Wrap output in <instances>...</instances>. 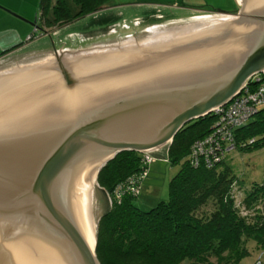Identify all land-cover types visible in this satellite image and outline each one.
I'll list each match as a JSON object with an SVG mask.
<instances>
[{"label": "water", "instance_id": "1", "mask_svg": "<svg viewBox=\"0 0 264 264\" xmlns=\"http://www.w3.org/2000/svg\"><path fill=\"white\" fill-rule=\"evenodd\" d=\"M227 14L0 61V264H99L101 168L167 147L264 71V0Z\"/></svg>", "mask_w": 264, "mask_h": 264}, {"label": "trees", "instance_id": "2", "mask_svg": "<svg viewBox=\"0 0 264 264\" xmlns=\"http://www.w3.org/2000/svg\"><path fill=\"white\" fill-rule=\"evenodd\" d=\"M112 7H116L113 0H40L34 29L41 33L27 35L24 44L39 39L45 41L41 47H48L49 29L57 30ZM22 44L12 45L0 56ZM215 123L208 114L174 135L165 147V158L170 164H179V169L169 181L167 200L147 211L132 201L154 160L145 164L144 154L126 151L101 168L96 183L111 205L96 226L94 253L99 264H237L248 255L249 240L257 250L264 249V182L243 190L236 205L232 187L237 177L225 164L233 151L264 145V108L228 128L233 148L221 153L213 149V154H206L207 166V161L192 153V146L207 137ZM222 144L224 150L227 143Z\"/></svg>", "mask_w": 264, "mask_h": 264}, {"label": "rangeland", "instance_id": "3", "mask_svg": "<svg viewBox=\"0 0 264 264\" xmlns=\"http://www.w3.org/2000/svg\"><path fill=\"white\" fill-rule=\"evenodd\" d=\"M175 1L177 4L194 6L206 12H196L191 16L176 17V15H183L185 13L179 12L177 9L165 8L163 4L166 2H168L166 4H169L172 2L171 0H113V4L116 7H112L109 11L84 17L51 32H48L50 31L49 29L47 31V33L51 34L49 45L52 44L54 49L76 48L103 39L131 35L154 25L212 15L233 16L227 13L233 12L237 8V5H234L235 0ZM52 2L53 0H51ZM68 6L73 12L72 4L69 3ZM0 8L3 9L1 6ZM215 11L223 13H216ZM108 23H110L109 27H107ZM35 24L30 26L28 35L34 34L33 36L35 37L37 36V32L41 33L40 30L34 29L38 23ZM122 24H125L129 29L121 26ZM101 28L103 30H100ZM56 32L57 36L53 35ZM33 42L26 44V46L24 45V48L12 53L10 56H5L0 61L27 52L48 49L47 46L41 47L45 41L42 42L39 39H35ZM24 43L25 38L23 39ZM256 138L259 140L258 136ZM160 149L159 151L150 153L151 156L153 155L154 162L150 166L151 170L148 173V177L142 182L141 188H139V195L132 201L134 206L143 211L149 210L159 201L167 200L169 181L177 173L180 166L179 164H170L165 158L164 152L166 148L162 147ZM225 162L230 173L237 177V182L232 187V193L235 196V203L237 205L245 194L243 190L246 191L251 184L264 182V145L259 144L252 147L251 150L233 151L225 158ZM94 189L97 199L95 217L98 220L111 204L106 193H103L99 189L96 182ZM246 246L249 253L237 264H255L256 261L259 264H264V249L257 250L252 240H249Z\"/></svg>", "mask_w": 264, "mask_h": 264}, {"label": "built area", "instance_id": "4", "mask_svg": "<svg viewBox=\"0 0 264 264\" xmlns=\"http://www.w3.org/2000/svg\"><path fill=\"white\" fill-rule=\"evenodd\" d=\"M261 108H264V71L252 76L236 96L209 113L215 118L216 123L207 137L194 143L192 153L207 161V166H209L206 154H213L218 150L219 153L231 151L233 148V140L228 128L245 122ZM222 142L227 143L224 150L221 149L225 145ZM213 149L215 150L213 151ZM143 157L145 164L154 160L149 154H144ZM143 176H145V172H143ZM255 264H259V262L256 261Z\"/></svg>", "mask_w": 264, "mask_h": 264}, {"label": "crops", "instance_id": "5", "mask_svg": "<svg viewBox=\"0 0 264 264\" xmlns=\"http://www.w3.org/2000/svg\"><path fill=\"white\" fill-rule=\"evenodd\" d=\"M171 1L172 2H170L169 4H166L168 2L163 4L165 8H173L177 9L179 12L185 13L183 15H176V17L191 16L196 12H206L200 10L201 8L177 4L175 0ZM239 4L240 0H235L234 5H237V8L233 12L229 13L238 11V9L240 8ZM39 5L40 0H0V6L4 9L3 10L0 8V54L2 53V51L9 49L12 45L23 43V39L26 38L29 33L30 26L36 25L35 23H38ZM215 12L223 13L218 11ZM24 45L22 44L21 47L0 56V59L4 58L7 55L10 56L12 53L21 50L26 46Z\"/></svg>", "mask_w": 264, "mask_h": 264}, {"label": "flooded vegetation", "instance_id": "6", "mask_svg": "<svg viewBox=\"0 0 264 264\" xmlns=\"http://www.w3.org/2000/svg\"><path fill=\"white\" fill-rule=\"evenodd\" d=\"M235 12H237V11H235ZM121 26H123V27H125L126 29H129V28H127V26L125 25V24H122ZM49 40H48V44H49V41H51L50 39V37L48 38ZM34 43V42H33ZM47 43V42H46ZM48 49H50L51 50V52L53 53V49H52V47H51V45H48V47H47ZM57 50V49H56Z\"/></svg>", "mask_w": 264, "mask_h": 264}]
</instances>
